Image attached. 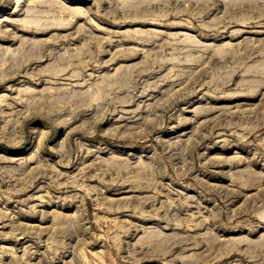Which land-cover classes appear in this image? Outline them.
<instances>
[{"label": "rangeland", "instance_id": "obj_1", "mask_svg": "<svg viewBox=\"0 0 264 264\" xmlns=\"http://www.w3.org/2000/svg\"><path fill=\"white\" fill-rule=\"evenodd\" d=\"M263 77L264 0H0V264H264Z\"/></svg>", "mask_w": 264, "mask_h": 264}, {"label": "bare ground", "instance_id": "obj_2", "mask_svg": "<svg viewBox=\"0 0 264 264\" xmlns=\"http://www.w3.org/2000/svg\"><path fill=\"white\" fill-rule=\"evenodd\" d=\"M263 72V71H262ZM261 78V77H260ZM263 79H264V77H263ZM263 81V80H262ZM263 154V153H262ZM259 176V175H258ZM260 177V176H259ZM260 178H262V177H260ZM264 192V191H263ZM263 198V197H262ZM255 200V199H254ZM263 208V207H262ZM262 213H264V212H262ZM258 215V214H257ZM261 216H262V214H260ZM212 239V238H211ZM215 239V238H214ZM213 242V241H212ZM218 242V241H217ZM234 243V242H233ZM232 243V244H233ZM211 244V243H210ZM215 244V243H214ZM218 245V244H217ZM230 245H231V243H230ZM255 245V244H254ZM253 244H252V246H254ZM211 247H212V245H211ZM247 247V246H246ZM249 247V246H248ZM231 249V248H230ZM237 249V248H236ZM228 252V251H227ZM250 252V251H249ZM255 252H257V251H255ZM253 253H254V251H253ZM258 253V252H257ZM252 254V253H251ZM258 255V254H257Z\"/></svg>", "mask_w": 264, "mask_h": 264}]
</instances>
